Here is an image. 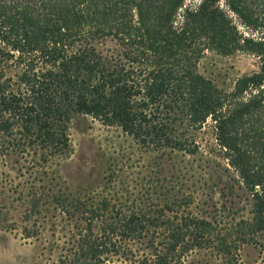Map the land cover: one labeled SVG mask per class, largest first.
<instances>
[{
	"label": "trees",
	"instance_id": "trees-1",
	"mask_svg": "<svg viewBox=\"0 0 264 264\" xmlns=\"http://www.w3.org/2000/svg\"><path fill=\"white\" fill-rule=\"evenodd\" d=\"M208 51L256 68L217 83L197 68ZM87 117L121 137L108 190L31 192L26 209L50 199L73 221L60 264H264V0H0V179L10 154L27 170L68 158ZM135 155L148 176L132 191Z\"/></svg>",
	"mask_w": 264,
	"mask_h": 264
},
{
	"label": "rangeland",
	"instance_id": "rangeland-1",
	"mask_svg": "<svg viewBox=\"0 0 264 264\" xmlns=\"http://www.w3.org/2000/svg\"><path fill=\"white\" fill-rule=\"evenodd\" d=\"M197 68L207 78L230 85L238 75L255 69L256 61L252 56L240 52L224 56L208 51ZM69 135V157L55 158L45 167L27 170L29 162H25L21 156L10 154L5 157L2 168L8 177L0 179V218L4 217L0 221V264H60L59 257L69 246V235L74 230L73 221L56 209L50 199L41 205L38 213L26 216L31 192L40 194L43 191L50 195L62 189L74 194L79 192L82 196L88 191L98 194L101 190L102 193L108 190L104 175L108 168V153L112 152L114 143L121 140L117 131L87 117L71 123ZM136 157L133 156L131 160L134 164L122 172V179L132 191L139 189L140 185L145 186L144 178L148 176L146 164L137 161ZM181 165L184 163L178 164L179 167ZM194 181L190 182L191 186L186 191L194 188L197 193L201 185L199 177ZM136 195L139 199L144 198ZM199 195L193 207L200 203ZM212 196L216 201L217 193H212ZM159 197L155 198V203L160 200ZM27 231L31 233L29 237L25 235ZM243 258L245 262L253 261L257 258V249L244 246ZM218 261L210 251L195 250L181 264H218ZM113 262L108 264H124Z\"/></svg>",
	"mask_w": 264,
	"mask_h": 264
}]
</instances>
